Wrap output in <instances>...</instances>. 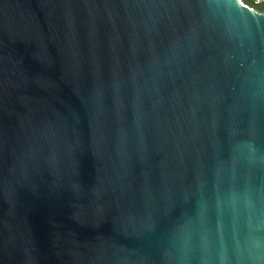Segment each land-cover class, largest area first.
Listing matches in <instances>:
<instances>
[{"label":"water","instance_id":"95a60500","mask_svg":"<svg viewBox=\"0 0 264 264\" xmlns=\"http://www.w3.org/2000/svg\"><path fill=\"white\" fill-rule=\"evenodd\" d=\"M0 264H264V11L0 0Z\"/></svg>","mask_w":264,"mask_h":264},{"label":"built area","instance_id":"2783aa9c","mask_svg":"<svg viewBox=\"0 0 264 264\" xmlns=\"http://www.w3.org/2000/svg\"><path fill=\"white\" fill-rule=\"evenodd\" d=\"M251 6L254 8L264 7V0H252Z\"/></svg>","mask_w":264,"mask_h":264},{"label":"rangeland","instance_id":"374dc122","mask_svg":"<svg viewBox=\"0 0 264 264\" xmlns=\"http://www.w3.org/2000/svg\"><path fill=\"white\" fill-rule=\"evenodd\" d=\"M246 4H248V5H252V0H243ZM263 7H259V8H256L257 10H259V11H263V9H262Z\"/></svg>","mask_w":264,"mask_h":264},{"label":"trees","instance_id":"16d2710c","mask_svg":"<svg viewBox=\"0 0 264 264\" xmlns=\"http://www.w3.org/2000/svg\"><path fill=\"white\" fill-rule=\"evenodd\" d=\"M262 9H263V11H264V7H263Z\"/></svg>","mask_w":264,"mask_h":264}]
</instances>
